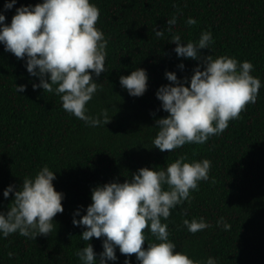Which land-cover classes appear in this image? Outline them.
Segmentation results:
<instances>
[{"label":"trees","instance_id":"trees-1","mask_svg":"<svg viewBox=\"0 0 264 264\" xmlns=\"http://www.w3.org/2000/svg\"><path fill=\"white\" fill-rule=\"evenodd\" d=\"M41 0H16L4 10V23L10 22L15 8L35 5ZM99 9L96 21L107 40L105 68L94 77L96 93L86 103L88 114L98 115L108 109L110 120L91 127L66 113L59 96L35 90L25 61L17 59L0 44V211H7L12 193L2 192L11 184L19 187L25 176H34L47 165L54 171V190L63 193L62 212L53 216L55 224L49 235L33 239L14 232L0 236V264H81L75 250L90 243L97 254L101 238L83 241L82 226H73V212L79 215L90 203V189L107 182L131 179L140 167H163L178 155L188 161L210 160L209 179L199 181L191 200L170 209L161 222L167 224L175 250L186 252L203 262L212 256L216 264H264V0H90ZM175 3L176 7H173ZM177 13L173 31L182 42L196 41L201 31L212 34L209 49H199L203 58L228 55L238 64L249 60L251 75L260 78L255 103H247L239 118L228 121L219 134L204 143H185L170 152L153 147L157 128L154 121L167 115L160 109L156 89L171 82L165 71L177 79L190 78L200 61L177 57L170 42L172 33L155 37L152 29L166 27V19ZM193 17L197 23L187 25ZM183 63L181 69L178 64ZM143 68L147 87L140 96H130L118 82L134 68ZM203 64H201V70ZM24 84L23 92L14 85ZM185 86L187 83L185 82ZM55 87V86H53ZM165 187H167L165 185ZM203 217L211 227L189 232L182 220ZM218 217L230 224L228 230L216 225ZM147 243L155 238L144 229ZM13 252L9 257L7 252ZM117 259L106 264H123L125 255L115 251ZM98 258V257H97ZM129 264H138L129 254Z\"/></svg>","mask_w":264,"mask_h":264},{"label":"clouds","instance_id":"clouds-1","mask_svg":"<svg viewBox=\"0 0 264 264\" xmlns=\"http://www.w3.org/2000/svg\"><path fill=\"white\" fill-rule=\"evenodd\" d=\"M15 3L5 0L3 9H11ZM98 16L99 9L90 0H41L35 5H20L7 24L0 12V44L17 59L22 58L27 73L38 78L31 87L57 94L66 113L91 127L105 125L111 118L106 108L90 115L86 107L98 88L94 77L105 68L107 40L96 27ZM176 22L174 13L166 19L165 28L157 30L154 25L155 37H162L166 31L172 33L169 39L175 45L172 51L176 56L200 63L192 69L190 78L178 80L175 72L165 71L164 77L171 83L159 86L154 93L167 115L154 121L157 131L151 142L156 149L167 152L185 143L202 144L211 135H219L229 120L239 118L247 103H255L261 84L259 77L250 74L253 64L249 60L238 64L228 55L201 58L198 50L209 49L211 32L201 31L196 41L182 42L180 34L173 31ZM185 23L193 25L197 21L187 17ZM177 67L182 69L184 65ZM146 81V70L138 67L118 77L130 96L142 95ZM14 88L23 92L25 85ZM210 164L206 158L188 161L178 155L163 167H140L122 183L92 187L84 214L79 220L75 218L78 207L71 223L83 227L79 236L83 241L103 237L102 251L97 254L90 243L76 249L74 254L81 264L115 261L117 248L125 255L123 264H129V254H135L138 264H216L212 256L201 262L176 251L167 224L161 222L170 215V209L191 200L190 190H197L199 181L209 179ZM54 179V171L45 164L34 176H25L19 187L5 186L2 195L7 198L11 192L12 200L7 211H0V236L14 232L31 239L38 234L49 235L55 226L53 216L63 210V193L54 190ZM182 224L191 233L212 226L203 217L185 218ZM216 225L230 228L224 217H218ZM145 228L155 240L142 247ZM6 255L12 257L14 253Z\"/></svg>","mask_w":264,"mask_h":264}]
</instances>
